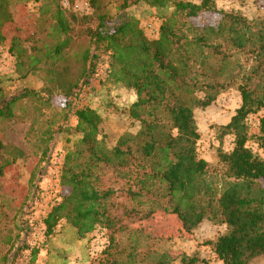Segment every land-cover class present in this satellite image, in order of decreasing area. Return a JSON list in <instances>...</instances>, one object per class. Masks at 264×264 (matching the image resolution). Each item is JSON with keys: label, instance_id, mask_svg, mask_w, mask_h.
Here are the masks:
<instances>
[{"label": "trees", "instance_id": "1", "mask_svg": "<svg viewBox=\"0 0 264 264\" xmlns=\"http://www.w3.org/2000/svg\"><path fill=\"white\" fill-rule=\"evenodd\" d=\"M36 1L39 19L47 24L45 37L13 38L7 50L15 60L18 79L43 71L45 85L39 91L7 96L1 88L6 78L0 76L2 121L13 119L24 100L36 102L37 112L50 109L55 91L66 99L61 112L67 121L74 110L73 90L89 67L94 68V56L86 47L77 56V80L67 85L59 80L56 64L73 42L71 23L76 17L58 0H0V47L6 45L2 28L11 20L10 8ZM133 3L164 11L156 39L145 36L133 15L120 12L113 27L98 15L96 27L87 28L84 35L90 46L108 54V79L134 93L128 115L138 130L107 146L94 110L82 107L72 112L76 124L73 131L66 130L72 146L64 153L58 178L64 195L43 220L45 237H51L63 221L79 241L93 233L105 237L100 257L85 264H126L112 254L116 234L161 211L176 216L187 234L206 220L224 226L223 234L211 244L221 264H250L264 258V162L247 146L253 141L264 149V117L259 120L260 136L250 135L248 126V118L264 110V20L217 11L212 0L198 5L182 0H122L119 10ZM89 7L93 12L83 14L84 21L96 15L98 0H89ZM210 12L220 17L215 26L195 27L189 22ZM29 42L32 46L26 48L23 44ZM231 88L239 93L240 106L219 129L232 141L228 152H218L220 169L214 172L198 157L193 112L210 106ZM53 134L50 129L39 138L46 146L43 157ZM22 157L14 150L11 161ZM2 171L0 167V176ZM38 253L37 248L30 250L31 263ZM1 261L8 264L6 258ZM180 262L204 264L196 256H182ZM154 264H169V257L162 255Z\"/></svg>", "mask_w": 264, "mask_h": 264}, {"label": "rangeland", "instance_id": "2", "mask_svg": "<svg viewBox=\"0 0 264 264\" xmlns=\"http://www.w3.org/2000/svg\"><path fill=\"white\" fill-rule=\"evenodd\" d=\"M61 1L58 0L60 5ZM84 1L89 0L68 1L71 9L66 11L76 17V21L71 23L73 42L64 52L63 59L56 64V69L63 84L74 83L80 70L77 56L90 47L94 68L89 67L87 76L73 90L71 103L74 110L88 107L97 113L101 120V135L105 136L107 146H113L124 133L134 134L138 130V125L128 115L135 95L108 79V54L89 45L85 30L96 27L98 15L105 16L107 25L113 27L119 12L128 13L138 20L145 36L153 40L157 38L155 33L164 11L136 3L120 11L122 0H98V12L91 20L84 21L81 16L85 15L72 8L75 3ZM182 1L198 5L202 0ZM212 1L217 11L240 15L249 21L264 20L263 0ZM39 4V1L16 3L9 10L11 20L2 28L6 45L0 47V76L6 78L1 88L7 96L24 90L39 91L45 85L43 71L18 79L14 73L15 60L7 50L13 38L24 41L32 34H35V38L45 37L47 24L39 19ZM92 12L90 9L87 15ZM219 19L216 12H210L200 13L189 22L195 27H207L215 26ZM23 45L30 48L32 43ZM65 102L62 92L55 91L50 98V109L39 107L40 112H37L36 102L24 100L16 107L13 119L0 120V144L3 147L0 149V167L3 168L0 176V264L2 258H6L8 264H85L100 257L105 247L106 240L102 234L97 233L96 236L93 233L79 241L75 232L63 221L51 237L46 238L44 235L43 220L64 195L58 184V174L64 153L72 146L71 142H67L72 136L66 130L73 131L76 124L72 115L74 110L67 114V121L62 120L61 108ZM239 106V93L231 88L219 94L210 106L197 108L193 112L199 134L196 151L198 157L208 163L210 171L220 169L218 152H228L231 148L232 138L227 135L222 137L219 129L229 122ZM262 117L264 110L248 118L250 135H261L259 120ZM49 128L54 136L43 157L42 151L46 146L39 143V138ZM247 146L264 162V149L257 148L253 141H249ZM14 150L21 151L23 157L12 162ZM119 201L123 202L122 199ZM223 232L224 226L206 220L191 234H187L176 216L158 211L152 217L131 224L126 231L116 234V248L112 254L126 264H154L162 255L169 257V264H181L182 256H196L204 264H221L212 253L211 244ZM34 248L39 253L36 261L31 263L29 254ZM250 264H264V258L258 257Z\"/></svg>", "mask_w": 264, "mask_h": 264}, {"label": "built area", "instance_id": "3", "mask_svg": "<svg viewBox=\"0 0 264 264\" xmlns=\"http://www.w3.org/2000/svg\"><path fill=\"white\" fill-rule=\"evenodd\" d=\"M61 7L64 10H67V11H69V9H71V6H70L69 2L66 1V0H62L61 1ZM72 8L74 10H76V11H79L81 14H88L89 11H90L89 1L88 2L87 1H84L81 4L75 3L74 6H72ZM155 34H158V30H156V33ZM58 178H59V176H58ZM96 236H97V234H96Z\"/></svg>", "mask_w": 264, "mask_h": 264}]
</instances>
